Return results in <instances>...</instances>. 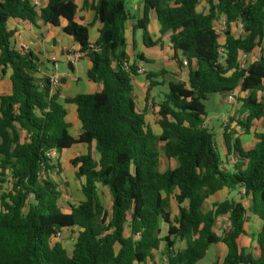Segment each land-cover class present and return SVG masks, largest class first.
Segmentation results:
<instances>
[{
    "label": "trees",
    "instance_id": "1",
    "mask_svg": "<svg viewBox=\"0 0 264 264\" xmlns=\"http://www.w3.org/2000/svg\"><path fill=\"white\" fill-rule=\"evenodd\" d=\"M81 1L37 6L33 0H0V71L7 75L6 90H0V264H162L158 251L163 264H196L219 243L226 253L213 264H264V131L254 128L264 117V0H207V12L198 9L202 0H142L135 28L143 30L144 44L157 43L148 29L155 15L161 34L169 35L173 59L188 62V83L160 82L165 70L146 75L148 102L156 86H168L155 103L160 134L136 104L133 79L144 58L138 53L132 61L127 50L128 0ZM87 8L95 16L84 22L78 13ZM221 17L227 23L223 52L214 27ZM37 20L72 37L80 58L91 63L88 79L102 86L64 98L77 106L81 128L75 136L58 87L41 76L44 61L14 42L12 22ZM96 21L101 26L93 42L90 28ZM234 23L242 26L238 37ZM132 42L136 49L134 37ZM257 47L258 58L242 67L240 53L250 56ZM237 89L241 105L229 121L257 141L245 148L224 129L227 152L237 160L227 167L216 133L206 125L204 100ZM77 144L87 147L70 160L83 199L65 211L53 175L60 177L62 166L47 153L55 149L60 157ZM162 161L169 164L164 170ZM99 186L110 194L109 207ZM224 190L243 196L216 201L206 211V200ZM172 200L179 207L175 216ZM248 213L257 215L261 226L251 244L241 246ZM220 216L227 217L222 233L215 229ZM73 228L78 234L67 250L56 235Z\"/></svg>",
    "mask_w": 264,
    "mask_h": 264
},
{
    "label": "crops",
    "instance_id": "2",
    "mask_svg": "<svg viewBox=\"0 0 264 264\" xmlns=\"http://www.w3.org/2000/svg\"><path fill=\"white\" fill-rule=\"evenodd\" d=\"M47 1L48 0H46V2ZM205 1L206 0H202L199 3L198 9L207 12L208 2ZM43 2H45V0H43ZM78 3L81 5L82 1L78 0ZM127 8L130 13V19L127 24L128 27L127 36L129 40V45L127 50L131 54L132 61L134 60L136 54L138 53L143 55L144 58L143 61L139 62V67L144 68L145 73L144 74L137 73V75L133 79L137 108L139 110L146 109L145 118L147 125L155 133L160 134L162 132V128L157 120L158 108L155 105V103L161 100L163 93L168 90V86L164 84L156 86L151 91V99L148 102L147 101L148 80L146 75L149 72L156 73L161 70H165V73L158 78L160 82L183 81L188 83L189 81L188 66L185 64L181 65L176 60L173 59L174 52L172 50L169 35L161 34L160 32L161 24L159 23L155 15L152 16L151 21L148 25V29L152 39L154 41H157V43L150 47H147L144 44L143 30L141 28H135V23H138L143 16L142 0H128ZM78 16L83 17L84 22H89L94 19L95 13L90 8H87L80 10ZM11 26L16 29L14 36V42L16 47L21 48V45L25 44L29 47V49L34 51L42 61H44V65L42 66L43 70L41 71V76L46 77L50 73H53V63L56 60L58 61L59 66L56 74L60 77V85L58 86V90L60 91V95H61L60 102L64 103V98L68 96H74L78 93L96 92L101 89L102 86L100 83L92 82L87 77V71L91 65V63L88 60L84 58H79L75 63H70V61L68 60V56L70 54L78 51V45L72 39V37L65 35L62 32L61 28L44 24L42 20H37L36 24L27 21L24 22L19 21L17 23L14 21L11 23ZM100 26L101 23L99 21H96L94 25L90 28L91 41L94 42L98 38ZM133 37L136 40V49L133 48L134 45L132 42ZM225 39L226 36L224 34L220 35V43H224ZM63 62L67 64L68 69L61 71L60 69ZM79 66H81L82 68L81 71L78 70ZM234 93L235 95L239 94V96L242 94L240 89H237ZM223 96L226 97V94H223ZM64 105L67 109L68 121L71 123L70 133L75 136L80 132V128H81V123L77 115V106L72 103H68V104L64 103ZM239 105H241V102H239ZM206 125L208 126L207 122ZM256 127H257V122L254 128L257 129ZM221 129H223V131L222 134L220 133L221 140L218 144L222 146L223 152L221 153H223L226 162L229 163V164L226 163L227 164L226 166L230 167L237 160L233 151L232 153L230 152V154L229 152H227L224 142V134H223L224 127H221ZM244 137L248 138L246 139L247 141L252 140L251 141L252 143L249 147L246 146V143L244 142L243 139ZM250 137L253 138L250 139ZM239 138L241 139V142L245 148L253 147L257 141L253 133L245 134L242 132ZM75 146L84 147L85 148L84 152H86L87 150V147L84 144H77ZM75 146L71 147L68 150L73 149ZM98 157L99 155L96 152L95 158L97 159ZM224 192H229V191L224 190ZM253 215L254 217H252V219L256 220L255 216L257 215L255 214ZM260 226H261V221L259 219L258 227L256 228L252 227V230L250 231H247L246 229L247 235L241 236L239 241L256 233L259 230ZM250 244H251V236H250V240L245 245L249 246ZM211 247L209 248V250L211 249ZM208 252L206 256L200 261H198L196 264H213L216 261V259L212 260L208 256Z\"/></svg>",
    "mask_w": 264,
    "mask_h": 264
},
{
    "label": "rangeland",
    "instance_id": "3",
    "mask_svg": "<svg viewBox=\"0 0 264 264\" xmlns=\"http://www.w3.org/2000/svg\"><path fill=\"white\" fill-rule=\"evenodd\" d=\"M33 2L37 5V6H41V5H45V2H43V0H33ZM207 2V0L205 1ZM222 18V17H221ZM224 32V31H223ZM225 35V33H223ZM232 33L235 36H239L242 33V26L240 23H234L232 25ZM221 34V35H222ZM226 36V35H225ZM22 48V45H21ZM132 49V47H131ZM260 51L259 48L257 47L254 52L248 57V63L254 61L255 59L258 58ZM67 64L65 62L62 63L61 66V71L62 70H67ZM78 70L81 71L82 68L81 66L78 67ZM7 77V75L3 76L1 71H0V90L1 91H5L6 90V82H5V78ZM44 78V76H42ZM57 88V87H56ZM241 91V90H240ZM239 94L235 95V99L234 102L229 103L227 101V98L223 96V94L221 93H212L209 94L208 97L204 100V104H205V108H206V122L208 124V127H210V129H212L215 133H216V144L220 147L221 152H223L222 146H220L218 143L221 140V134L223 129H221V127H224V129H226V132L228 131V133H235L233 135V137L239 136L242 133L241 129L239 128V126L233 121L230 122V118L231 117H237L238 112H239V100H238V96ZM257 122V130L258 131H263L264 130V118L262 120L256 121ZM256 124V123H255ZM221 133V134H220ZM253 137H250V139H252ZM244 142L246 143V146L249 147L251 145V141H247L246 137L243 138ZM85 151V148L82 146H75L73 149L71 150H66L60 157H56L54 160L55 162L57 160L60 161L61 166H62V170H61V175L60 177L57 174H53L54 177H56L57 179H59V182L61 184V188L63 190V197L61 199V206L62 208L67 211L70 208V204H74L76 205L79 201H81L83 199V194L81 191V183L80 180L76 177L75 175V171L76 168L70 163V160L72 158H74L76 155L81 154L82 152ZM96 154V151H94V155ZM223 154V153H222ZM168 162L166 161H162L161 162V168L164 170L165 168H167L168 166ZM5 188L8 186V184H4ZM99 195L100 198L103 202V204L106 207H109L110 205V194L108 192V190L106 188H103L101 186H99ZM241 196H243V194L241 192H236V191H230V192H221V193H217L216 195L208 198L205 202L204 205V209L210 210L212 208V204L216 201H220L224 198H235L236 200H239L241 198ZM245 203L246 205H248V200L245 199ZM171 212L172 215L175 216L178 214L179 212V207L178 204L176 203L175 200H172V205H171ZM252 217H254V215L252 213H248V218H247V222L245 224V229H247V231L252 230L253 228L258 227V222H259V218L257 216L256 220H253ZM258 220V221H257ZM227 225V217L226 216H220L218 218L217 224H216V231L218 233H222L223 229L225 228V226ZM161 235H166L168 233V225L162 221L161 223ZM78 234V229L77 228H73V229H68L64 232L63 236L61 237V239H59V241L63 244V246L67 249V250H71L73 248V244L75 242L76 236ZM251 236V235H250ZM250 236L244 238L243 240H240V244L241 246H247L245 244L248 243V241L250 240ZM165 243L162 242V248H164ZM183 243L182 242H178L177 243V247H182ZM226 253V246L222 243L213 245L211 247V249L208 252V256L213 260V259H219L222 258ZM156 257L158 261H161V263H164V260L162 259V255L161 252L158 251L156 252ZM138 264H144V263H138ZM145 264H151V262H147Z\"/></svg>",
    "mask_w": 264,
    "mask_h": 264
},
{
    "label": "built area",
    "instance_id": "4",
    "mask_svg": "<svg viewBox=\"0 0 264 264\" xmlns=\"http://www.w3.org/2000/svg\"><path fill=\"white\" fill-rule=\"evenodd\" d=\"M215 29L216 31L221 35L222 32L225 33L226 27H227V23H226V19L224 17L219 18L217 20H215ZM222 47L220 48V51H224V47H223V43H221ZM29 47L25 44L22 45V49H28ZM248 55L244 54V53H240V65L242 67H245L248 63ZM80 58V53L79 52H74L72 54H70L68 56V60L70 61V63H75L78 59ZM184 64L187 65L188 62L186 59H184ZM59 63L58 61H54L53 63V73H50L49 75H47V77L49 78L51 85L53 88L58 87L60 85V77L56 74L57 69H58ZM140 74H144L145 73V69L142 67L138 68V72ZM226 98L227 101L229 103L234 102L235 99V93H226ZM47 155L51 158V159H55L56 157H58V152L55 149L50 150ZM63 236V233L58 232L56 235L57 239H60Z\"/></svg>",
    "mask_w": 264,
    "mask_h": 264
}]
</instances>
